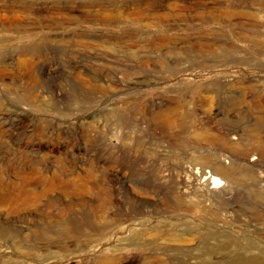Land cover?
<instances>
[{"label":"rangeland","instance_id":"1","mask_svg":"<svg viewBox=\"0 0 264 264\" xmlns=\"http://www.w3.org/2000/svg\"><path fill=\"white\" fill-rule=\"evenodd\" d=\"M260 116L264 0H0V264H264L261 217L179 182Z\"/></svg>","mask_w":264,"mask_h":264},{"label":"bare ground","instance_id":"2","mask_svg":"<svg viewBox=\"0 0 264 264\" xmlns=\"http://www.w3.org/2000/svg\"><path fill=\"white\" fill-rule=\"evenodd\" d=\"M25 37H35L34 34H24ZM30 53V52H29ZM231 86V85H230ZM226 88V87H224ZM234 91V90H233ZM193 94H200L202 92H208L207 88L196 86L192 89ZM236 92V91H234ZM220 96V93H218ZM237 96H231L230 100L238 101ZM199 105L203 109L202 114L196 119L194 126V133L201 137L210 138L216 136L217 129L213 124V118L219 116V111L210 107L209 101L206 98ZM235 106V103L232 104ZM199 109V107H198ZM264 122V117L260 116L256 118V122H252L247 131L250 133L249 141L246 143L247 147L244 148L240 161H230L225 157H212L203 158L197 156L199 160L206 161L207 166L201 170H195V167L189 169L183 179H179V182L184 184L185 189L197 190L200 196L197 202L200 205V209L197 208L195 212H201L203 210H218L217 205L220 201H224L227 204V212H222L223 215H233L235 213L249 211L256 216H259L264 221V187L251 190V192L244 187L236 186L239 181L244 178L256 176L262 183H264V136L261 133V126ZM170 125L175 127L177 125V119L175 114H171ZM243 133V132H242ZM237 136L238 138H244L240 131H232L230 134ZM248 146H253L249 148ZM8 183V182H7ZM114 181V185H116ZM12 185V184H11ZM113 185V186H114ZM115 188V187H114ZM180 192L177 191L175 195V205L180 208ZM120 198V195L118 194ZM31 197H24V201L28 202ZM121 200L119 199L118 202ZM30 202V201H29ZM3 233L0 234L2 236ZM4 235V234H3ZM12 237V233L7 234L6 237ZM174 241L182 244H190V240L176 234ZM21 248L26 250L28 244L21 242Z\"/></svg>","mask_w":264,"mask_h":264}]
</instances>
